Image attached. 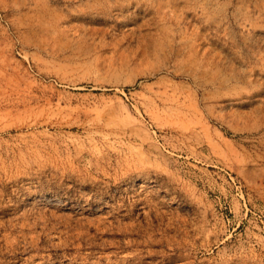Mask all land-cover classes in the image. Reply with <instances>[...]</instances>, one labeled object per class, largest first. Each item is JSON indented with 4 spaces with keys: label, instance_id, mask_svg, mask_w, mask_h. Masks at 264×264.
Here are the masks:
<instances>
[{
    "label": "rangeland",
    "instance_id": "1",
    "mask_svg": "<svg viewBox=\"0 0 264 264\" xmlns=\"http://www.w3.org/2000/svg\"><path fill=\"white\" fill-rule=\"evenodd\" d=\"M0 264H264V0H0Z\"/></svg>",
    "mask_w": 264,
    "mask_h": 264
}]
</instances>
